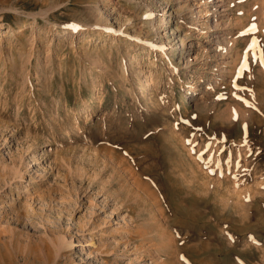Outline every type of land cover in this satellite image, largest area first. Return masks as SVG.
Returning <instances> with one entry per match:
<instances>
[{
  "label": "rangeland",
  "instance_id": "rangeland-1",
  "mask_svg": "<svg viewBox=\"0 0 264 264\" xmlns=\"http://www.w3.org/2000/svg\"><path fill=\"white\" fill-rule=\"evenodd\" d=\"M0 264H264V0H0Z\"/></svg>",
  "mask_w": 264,
  "mask_h": 264
},
{
  "label": "bare ground",
  "instance_id": "bare-ground-1",
  "mask_svg": "<svg viewBox=\"0 0 264 264\" xmlns=\"http://www.w3.org/2000/svg\"><path fill=\"white\" fill-rule=\"evenodd\" d=\"M139 7V6H138ZM164 13V12H163ZM167 16L168 17H165L164 18V23L163 24H167V23H169L170 22V20H168L169 19V16H173V14L171 13V12H169L168 14H167ZM31 24V26H29V28H39L41 25H40V23L39 22H31L30 23ZM20 32V31H19ZM65 32H70V31H65ZM176 32H178V31H176ZM183 41V40H182ZM183 45V44H182ZM182 50L184 51V50H189V48L190 47H186V45H184V46H182ZM175 54V52H173V55ZM175 56V55H174ZM174 58V57H173ZM131 60H130V66H132V62H134L135 61V59L133 58V57H131L130 58ZM129 66V67H130ZM127 69H128V67H127ZM149 86H150V80H149V78H148V76H146L144 79H143V83H142V85H141V88H140V90H141V92H140V97H141V99L142 100H144L145 98H146V94L148 93V90H149ZM154 242H155V239H154ZM158 244V243H157Z\"/></svg>",
  "mask_w": 264,
  "mask_h": 264
}]
</instances>
